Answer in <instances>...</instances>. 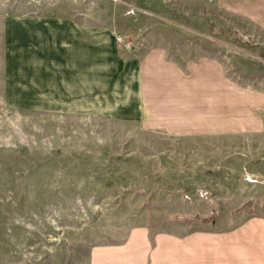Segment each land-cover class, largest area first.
<instances>
[{"label":"rangeland","instance_id":"374dc122","mask_svg":"<svg viewBox=\"0 0 264 264\" xmlns=\"http://www.w3.org/2000/svg\"><path fill=\"white\" fill-rule=\"evenodd\" d=\"M62 24L90 46L43 47ZM151 45L212 55L264 89V29L209 0H0V264H88L130 226L178 233L264 212V135L171 137L81 103L99 92L85 62L106 75L99 62L128 60L134 86L130 59Z\"/></svg>","mask_w":264,"mask_h":264},{"label":"crops","instance_id":"0c3cea01","mask_svg":"<svg viewBox=\"0 0 264 264\" xmlns=\"http://www.w3.org/2000/svg\"><path fill=\"white\" fill-rule=\"evenodd\" d=\"M209 1L219 10L240 14L264 29V0ZM60 26L54 25L50 31L45 28L47 32L40 36L43 47L76 53L90 46V38L79 35L75 39L68 33V25L65 29ZM166 51L162 45L146 46L130 59L134 86L122 79L123 64L128 60L99 62L97 69H108L106 75L96 74V68L85 62L80 67L84 78L98 75L99 92L87 97L84 89L81 103L96 106L103 115L129 117L145 130L171 137L227 140L264 135L262 86L236 81L212 55L199 53L179 59ZM111 76L112 80L119 78L118 86L108 87L106 78ZM90 83V87L94 85ZM75 95L68 100L77 106L80 99ZM128 228L123 240L92 246L88 264H264V212L248 214L229 226L210 220L202 228L178 233L169 229L150 233L144 224Z\"/></svg>","mask_w":264,"mask_h":264},{"label":"built area","instance_id":"2783aa9c","mask_svg":"<svg viewBox=\"0 0 264 264\" xmlns=\"http://www.w3.org/2000/svg\"><path fill=\"white\" fill-rule=\"evenodd\" d=\"M121 39H122L121 36H117V37H116V41H117L119 44L121 43Z\"/></svg>","mask_w":264,"mask_h":264}]
</instances>
